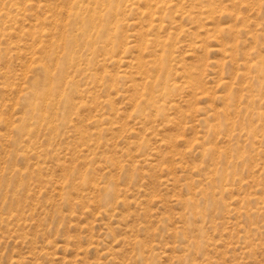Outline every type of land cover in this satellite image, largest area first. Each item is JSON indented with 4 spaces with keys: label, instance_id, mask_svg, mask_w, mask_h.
Returning <instances> with one entry per match:
<instances>
[{
    "label": "rangeland",
    "instance_id": "374dc122",
    "mask_svg": "<svg viewBox=\"0 0 264 264\" xmlns=\"http://www.w3.org/2000/svg\"><path fill=\"white\" fill-rule=\"evenodd\" d=\"M92 1L0 0V264H264V0Z\"/></svg>",
    "mask_w": 264,
    "mask_h": 264
},
{
    "label": "bare ground",
    "instance_id": "6f19581e",
    "mask_svg": "<svg viewBox=\"0 0 264 264\" xmlns=\"http://www.w3.org/2000/svg\"><path fill=\"white\" fill-rule=\"evenodd\" d=\"M87 1H88V0H87ZM91 1H92V0H91ZM99 1H100V0H99ZM99 1H98V2H99ZM116 1H119V0H116ZM89 2H90V0H89ZM92 2H93V1H92ZM92 2H90V3H92ZM98 2L95 1L94 3L97 4V5H102V4H99ZM101 2H105V3L108 2V4L110 5V3H115V0H102ZM75 3H76V2H75ZM75 3H74V4H75ZM77 3H78V2H77ZM105 3H104V4H105ZM117 3H118V2H117ZM74 4H73V5H74ZM79 4H80V3H79ZM87 4H88V3H87ZM108 4H107V6H108ZM115 4H116V3H115ZM77 5H78V4H77ZM82 5H83V7L85 6L84 4H81V5H79V6H82ZM90 5H91V4H90ZM97 5H96V6H97ZM116 5H118V4H116ZM91 6H92V5H91ZM105 6H106V5H105ZM111 6L114 7L115 5H111ZM111 6H110V7H111ZM70 7H71V6H70ZM74 7H75V6H74ZM76 7H77V6H76ZM83 7H82V8H83ZM92 7H93V6H92ZM98 7H100V6H98ZM85 8H86V7H85ZM73 9H74V8H73ZM75 9L77 10L78 8H75ZM75 9H74V11L72 10V11H73L72 13H75L76 16L79 18V19H78V18L76 17L77 20H81V25H80V29H81L80 31H81V34H80V33H79V34H80V35H83V36H85V37L87 38V41H88L89 43H88L87 41L84 40V42H86V44H87V43H88V44H92L94 38L97 37L98 35L102 34L101 32H103V31H104V32L107 31V33H108V32H110V31L112 30V29H111L112 27H111V28L109 27V28L107 29L106 26H105V30H104V29L102 30L101 28L99 29L100 26L98 27V25H97L98 23H97V22L103 20L102 18H104V17H103V14H101L100 11H96V10H97L96 7H95V8H92V9H91V8H90V9L87 8L88 10L84 9V10H86V12H87L86 14H88V15L84 14L85 11L82 12V13L79 12V9H78L77 12H75ZM80 9H81V8H80ZM104 9H105V8H104ZM116 9H117V11H119L117 7H116ZM108 11H109V13L111 12V10H108ZM103 13H104V11H103ZM109 13H108V14H109ZM68 14H69V16H70V13H68ZM114 14H115V13H114ZM115 15H116V14H115ZM74 16H75V15H74ZM109 16H110V15H109ZM113 16H114V15H113ZM70 17H72V16H70ZM111 17H112V16H111ZM114 17H115V16H114ZM70 19H71V18H70ZM74 20H75V18L72 19L71 21H74ZM77 20H76V21H77ZM113 20H114V18H113ZM116 20H117V19H116ZM76 21H74V22H76ZM116 22H118V21H116ZM70 23H71V22H70ZM73 24H75V23H73ZM73 24H72V25H73ZM115 24H116V23H115ZM75 25L77 26L76 28H78L77 23H76ZM105 25H106V24H105ZM73 26H74V25H73ZM117 27H118V26H117ZM117 27L115 26V28H113L114 31L112 30L115 34H116L115 29H116ZM72 28L75 29V26L72 27ZM72 28H71V29H72ZM103 28H104V27H103ZM78 29H79V28H78ZM117 29H118V28H117ZM91 31H92V32H91ZM65 32L68 33L67 31H65ZM78 32H79V31H78ZM62 34H63V33H62ZM71 34H72V33H70V35H71ZM105 34H106V33H105ZM74 35H75V34H74ZM74 35H73V37H74ZM107 35H108V34H106L105 36H107ZM109 35H111V34H109ZM109 35H108V36H109ZM75 36H76V35H75ZM105 36H104V37H105ZM68 37H69V34H68ZM68 37H66V38L68 39ZM76 37H78V36H76ZM76 37H75V38H76ZM109 37H110V36H109ZM109 37H108V38H109ZM111 37H112V36H111ZM114 38H115V36H114ZM63 39H64V38H63ZM71 39H72V38H71ZM83 39H84V38H83ZM98 39H99V38H98ZM102 40H104V39H102ZM112 40H113V38H112ZM64 41H65V40H64ZM106 41L109 42L108 39H107ZM70 42H72V41L69 39V43H68V41L65 42V43H68L69 45H71ZM74 42H75V41H74ZM80 42H81V41H80ZM94 42H95V40H94ZM98 42H99V41H98ZM112 42L115 43V41H112ZM112 42H111V43H112ZM114 43H113V44H114ZM74 44H76V43H74ZM77 44H79V43H77ZM80 44H81V43H80ZM69 45H68V46H69ZM72 45H73V43H72ZM72 45H71V46H72ZM92 45H93V44H92ZM92 45H91V46H92ZM78 46H79V45H78ZM85 47H86V46H85ZM89 47H90V46H89ZM89 47H88V48H89ZM92 47H93V46H92ZM95 47H96V46H95ZM88 48H87V49H88ZM90 48H91V47H90ZM70 50H73V49H71V47H70ZM68 54L70 55V52H69ZM74 54H75V53H74ZM75 55H76V54H75ZM51 57H52V56H51ZM58 57H59V56H58ZM70 57H74V55H73V56H70ZM70 57H69V58H70ZM57 59L59 60V58H57ZM70 59H71V58H70ZM71 60H72V63H74L73 60H75V59L72 58ZM70 62H71V61H70ZM76 62H78V61H76ZM62 63H63V62H62ZM66 63H67V62H66ZM69 64H70V63H69ZM253 64H254V62H253ZM64 66H65V65H64ZM71 66H72V65H71ZM71 66H70V67H71ZM43 67H44V66H43ZM43 67H42V68H43ZM47 68H48V67H47ZM165 68H166V67H165ZM261 68H262V67H261ZM43 69H45V68H43ZM45 70H46V69H45ZM46 72H47V71H46ZM260 72H261V71H260ZM48 73H49V72H48ZM48 73H46V75H48ZM65 73H66V72H65ZM50 74H51V73H50ZM42 75H43V74H42ZM67 75H68V74H67ZM61 76H62V75H61ZM148 76H149V75H148ZM43 77H45V73H44V76H43ZM47 77H49V76H47ZM62 77H63V76H62ZM65 77H66V76H65ZM45 78H46V77H45ZM161 78H162V77H161ZM46 79H48V78H46ZM257 79H258V78H257ZM48 80H51V79H48ZM48 80H47V81H48ZM113 84H114V83H113ZM149 86H150V85H149ZM152 88H153V87H152ZM56 89H57V88H56ZM150 89H151V88H150ZM43 92H44V91H43ZM150 92H151V91H150ZM38 97H39V96H38ZM34 106H35V105H34ZM37 108H38V107H37ZM113 193H114V192H113ZM111 194H112V193H111ZM189 209H190V208H189ZM190 210H191V209H190ZM193 210H194V209H193Z\"/></svg>",
    "mask_w": 264,
    "mask_h": 264
}]
</instances>
